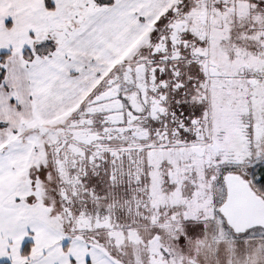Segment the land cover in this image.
<instances>
[{
	"label": "snow or ice",
	"instance_id": "1",
	"mask_svg": "<svg viewBox=\"0 0 264 264\" xmlns=\"http://www.w3.org/2000/svg\"><path fill=\"white\" fill-rule=\"evenodd\" d=\"M0 264H264V0H0Z\"/></svg>",
	"mask_w": 264,
	"mask_h": 264
}]
</instances>
